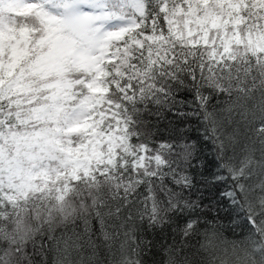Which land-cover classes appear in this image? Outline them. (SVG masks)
<instances>
[{
	"label": "snow or ice",
	"instance_id": "6c2138e0",
	"mask_svg": "<svg viewBox=\"0 0 264 264\" xmlns=\"http://www.w3.org/2000/svg\"><path fill=\"white\" fill-rule=\"evenodd\" d=\"M184 75L202 107L224 97L211 156L134 141L128 102ZM112 185L147 186L143 264H264V0H0L10 230L88 215Z\"/></svg>",
	"mask_w": 264,
	"mask_h": 264
},
{
	"label": "trees",
	"instance_id": "16d2710c",
	"mask_svg": "<svg viewBox=\"0 0 264 264\" xmlns=\"http://www.w3.org/2000/svg\"><path fill=\"white\" fill-rule=\"evenodd\" d=\"M209 92L199 78L184 75L159 80L151 91L137 94L127 113L131 130L139 134L134 141L191 148L198 138L211 156V124L204 112L219 109L224 97L213 93L202 107ZM106 193L95 207L88 201L90 214L73 217L70 212L67 220L36 221L28 232L10 230L12 209L0 206V264H143L147 186L126 195L112 185ZM81 198L78 193L70 197L77 205Z\"/></svg>",
	"mask_w": 264,
	"mask_h": 264
}]
</instances>
